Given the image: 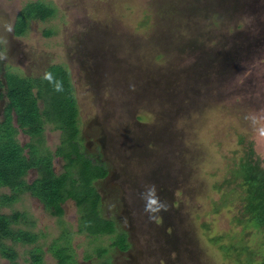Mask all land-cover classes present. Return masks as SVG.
I'll return each mask as SVG.
<instances>
[{
  "label": "rangeland",
  "instance_id": "1",
  "mask_svg": "<svg viewBox=\"0 0 264 264\" xmlns=\"http://www.w3.org/2000/svg\"><path fill=\"white\" fill-rule=\"evenodd\" d=\"M31 3L42 8L21 11ZM37 14L49 16L28 18ZM15 21L24 34H15ZM90 29L91 44L77 53ZM88 49L98 56L95 65ZM64 60L71 62L83 120L100 114L91 120V136L81 123V140L86 152L106 162L108 176L94 184L100 213L114 221L116 233L78 232V218L92 201L77 208L67 200L58 217L23 193L2 207L24 213L18 226L38 235L34 244H15L18 262L28 264L29 250L39 246L42 264H57L52 245L67 247L71 264L103 258L113 264H239L219 249L229 242L264 255V232L233 220L236 201L213 207L223 192L213 184L249 144L264 161V0H0L3 83L7 71L39 76L50 65L41 84L73 91ZM47 106L51 118L59 114ZM17 138L28 141L20 132ZM44 138L52 151L60 141L50 124ZM63 163L54 157L56 173ZM35 176L31 170L25 178ZM5 193L9 189L0 187V196ZM120 231L127 234L126 252L111 246ZM0 264H7L1 255Z\"/></svg>",
  "mask_w": 264,
  "mask_h": 264
},
{
  "label": "trees",
  "instance_id": "2",
  "mask_svg": "<svg viewBox=\"0 0 264 264\" xmlns=\"http://www.w3.org/2000/svg\"><path fill=\"white\" fill-rule=\"evenodd\" d=\"M35 5L42 8L41 3H31L21 11ZM47 16L37 14L28 15V18L43 19ZM16 25L15 21V34H24L22 28L16 30ZM46 77V74L19 76L7 71L4 83L0 79V100L6 98L0 119V187L9 189V193L0 196V255L7 260V264H21L17 261L19 253L15 244H34L38 240L36 233L18 226L25 221L24 213L2 211V207L11 205L23 193L35 197L51 215L58 217L64 213L63 203L67 200L74 201L77 208L92 201L91 210H82L78 218V232L89 236L116 233L114 221L100 213V194L93 182L103 178L106 169L103 163L92 160L83 151L78 139V107L73 91L67 87L64 93L66 89L59 90V84L57 86L55 82L41 84ZM62 93L67 95L68 100H64L66 97ZM49 104L54 106V110L58 109L56 117L51 118V114L46 112ZM46 124L60 130V141L53 151L44 143ZM19 132L28 136L27 142H19ZM55 156L64 161L60 173H56L53 166ZM31 169L36 171V176L28 182L25 177ZM213 189L223 191L221 197L213 202L214 210L236 201L237 214L233 220L243 227L253 225L264 232V161L255 153L252 144L228 169L223 181L213 184ZM220 239L219 236L212 241ZM111 246L119 250L127 249L126 234L118 232ZM219 249L224 256L233 257L239 264H264V255L256 257L257 253L245 244L223 243ZM66 250L65 246L50 247L57 264H71L72 254ZM106 252L107 249H103L98 255L103 256ZM29 254L28 264H42L39 246H33ZM101 264L112 262L103 258Z\"/></svg>",
  "mask_w": 264,
  "mask_h": 264
},
{
  "label": "flooded vegetation",
  "instance_id": "3",
  "mask_svg": "<svg viewBox=\"0 0 264 264\" xmlns=\"http://www.w3.org/2000/svg\"><path fill=\"white\" fill-rule=\"evenodd\" d=\"M98 35H102V33H100V34H98ZM79 41L81 42V44L80 45H78V47H77V53L80 51H83V49H84V47H86L87 45H89V44H91V29H90V31H89V33H87L85 36H83L82 37V40H80V38H79ZM92 41H95V40H92ZM79 48V49H78ZM87 52H89V53H87L88 54V56H89V58L91 59L92 58V63H93V65H95V60L97 59V57L98 56H91V52H92V50L91 49H88V51ZM94 58V59H93ZM65 61V60H64ZM65 65L67 66V69H68V71H69V76H70V79H71V83H72V86H73V94H74V98H75V101H76V104H77V107H78V121H79V134H78V139L80 140V142H81V145H82V148H83V151L88 155V156H90L91 157V159L92 160H94V161H99V162H101V163H103V165L105 166V169H106V175L103 177V178H101V179H104V178H106L107 176H108V168H107V166H106V162L105 161H103V160H101V159H99V157H98V155H94V154H90V153H88V152H86V150H85V147H86V145H83V142H82V136H83V132L85 131L84 129H83V127L81 128V123L84 121L85 123L84 124H88L89 125V130H88V132H87V135H89V136H91V120H94L95 118H96V116H99L100 114H94L93 115V117L92 118H86V120H83V118H82V114H81V110H80V102H79V100H78V94H77V92H78V85L76 86V84H75V81H74V79H73V77H72V72H71V62H70V60H66L65 61ZM50 66V65H49ZM48 66V67H49ZM47 67V68H48ZM47 68H46V70H47ZM20 70H21V73H22V75L23 76H34V75H29V74H27V72H25V70H22L21 68H19ZM46 70H44L43 71V74H41V75H45V73H46ZM125 71V70H124ZM40 76V75H39ZM104 108V107H103ZM88 119V120H87ZM55 130V129H54ZM56 131H58L59 132V136H60V130H58V129H56ZM44 133V132H43ZM88 136V137H89ZM45 141V140H44ZM102 143H104V140H102V142L100 143V146H99V149H101L102 148ZM104 148V147H103ZM101 179H97V180H101ZM97 180H95L94 182H93V184L97 181ZM94 186H95V184H94ZM95 188H96V186H95ZM96 190H97V188H96ZM98 191V190H97ZM99 192V191H98ZM99 194H100V192H99ZM100 199H101V194H100ZM126 240H127V234H126ZM127 243H128V241H127ZM128 249H129V244H128V248L127 249H125V250H120V251H122V252H126V251H128ZM113 264V263H112Z\"/></svg>",
  "mask_w": 264,
  "mask_h": 264
},
{
  "label": "crops",
  "instance_id": "4",
  "mask_svg": "<svg viewBox=\"0 0 264 264\" xmlns=\"http://www.w3.org/2000/svg\"><path fill=\"white\" fill-rule=\"evenodd\" d=\"M44 143H45V142H44ZM53 166H54V165H53ZM31 170H34V169H31ZM31 170H30V171H31ZM34 171H35V170H34ZM35 172H36V171H35ZM33 179H34V178H33Z\"/></svg>",
  "mask_w": 264,
  "mask_h": 264
}]
</instances>
